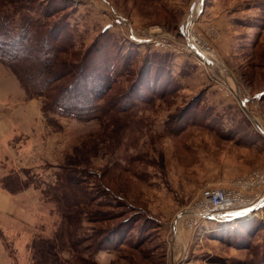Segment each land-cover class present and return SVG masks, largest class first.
<instances>
[{
  "label": "rangeland",
  "instance_id": "374dc122",
  "mask_svg": "<svg viewBox=\"0 0 264 264\" xmlns=\"http://www.w3.org/2000/svg\"><path fill=\"white\" fill-rule=\"evenodd\" d=\"M0 4L13 38L27 22L34 30L68 28L63 57L73 63L106 31L101 41L109 45L89 60L103 61L115 80L106 101L132 96L86 121L38 98L46 121L40 135L16 171L0 162L10 171L6 183L23 180L44 193L34 264H264V201L241 217L219 214L193 227L180 216L207 186L236 189L248 201L264 198V0ZM52 9L59 11L48 17ZM190 15L188 40L182 27ZM190 42L220 63L199 61L187 50ZM69 190L79 208L72 225L55 201L68 205ZM118 227L133 239L114 254L96 251L103 233ZM50 245L57 258L47 253Z\"/></svg>",
  "mask_w": 264,
  "mask_h": 264
},
{
  "label": "trees",
  "instance_id": "16d2710c",
  "mask_svg": "<svg viewBox=\"0 0 264 264\" xmlns=\"http://www.w3.org/2000/svg\"><path fill=\"white\" fill-rule=\"evenodd\" d=\"M57 11L59 9H52L46 15L49 17V14ZM67 29L65 26L62 25L61 27L57 24L51 27L42 26L40 30H34V25L27 22L20 35L13 38L9 35L6 17L1 11L0 4V62L16 76L28 97L45 98L46 106L60 109L65 116L86 121L98 117L100 112L106 110L107 105L111 107L115 103L119 106L125 104L132 96L123 95L124 99L121 97L118 102H116L117 100L106 101V90L114 85L115 80L111 76L109 67L103 61L100 60L97 64L95 61L89 60V56L93 52L98 54L101 50L105 51L109 45L107 42L101 41L107 34L106 29L91 46L90 49H93L91 54L83 57L79 63H73L63 57L70 50L68 46L72 38ZM148 75L151 73L149 72ZM147 77L146 79L150 80V77ZM139 79L138 77L135 82L139 83ZM134 83L132 84L133 87ZM143 84L146 85V83ZM132 86L129 90L130 94L132 93ZM102 101H106V103L103 105L101 104ZM5 181L6 178L1 179L0 185L12 194L30 184L21 180L23 184L13 186V182L6 183ZM69 192L71 195L67 197L69 198L67 200L69 201L68 205L63 204L65 201L62 197H58L57 200L54 197V199L60 201L62 208L68 210L63 215V222L72 225L77 221L78 212L75 207L78 208V205L75 202L73 190H69ZM130 232V230L123 232L122 227L104 232V239L101 240L98 249L95 250H120L123 241L125 244L133 239ZM53 252L54 246L50 245L47 253L57 258ZM45 257L46 255H44ZM47 261L48 259H44L38 264H49L45 263ZM56 262L58 261H54V264Z\"/></svg>",
  "mask_w": 264,
  "mask_h": 264
},
{
  "label": "crops",
  "instance_id": "0c3cea01",
  "mask_svg": "<svg viewBox=\"0 0 264 264\" xmlns=\"http://www.w3.org/2000/svg\"><path fill=\"white\" fill-rule=\"evenodd\" d=\"M141 47L144 45L138 48ZM59 119L60 122L67 120ZM45 122L40 99L28 97L16 76L0 62V162L12 168L16 165L18 169V158L26 152L31 140L40 135ZM9 172L0 168V180ZM39 196H42L41 190L32 184L13 194L0 185V264H15L12 256L25 257L26 261L21 264H34L32 246L41 235L38 227L45 226L40 224L45 223L42 222L45 216L41 214L45 208ZM117 251L98 252L114 254Z\"/></svg>",
  "mask_w": 264,
  "mask_h": 264
},
{
  "label": "built area",
  "instance_id": "2783aa9c",
  "mask_svg": "<svg viewBox=\"0 0 264 264\" xmlns=\"http://www.w3.org/2000/svg\"><path fill=\"white\" fill-rule=\"evenodd\" d=\"M182 31H183V27H182ZM153 33H155V31H153ZM182 34L184 35V32ZM186 37L188 40H190L188 36ZM193 44L190 42V46L188 45L187 48L188 51L192 52L194 47L195 49H197L196 45ZM158 45L164 46V43L162 42L159 43L158 41ZM196 56L199 59V61H201L202 63L205 62L204 58L200 57L197 54ZM255 201L246 200L245 197L242 195L241 191H238L233 188H227L223 186H213V187L207 186L201 190L200 196L198 200L193 204V206L187 208L188 210L187 209L185 210V214L183 217L184 219H186L187 222L186 225L188 227H193L195 225L197 226L201 220L214 219L215 215L221 212L230 213L236 211H245V210H249L250 208L256 210L263 205V203L260 202L255 203ZM259 201L263 202L264 198H260ZM251 211H248L247 213Z\"/></svg>",
  "mask_w": 264,
  "mask_h": 264
},
{
  "label": "bare ground",
  "instance_id": "6f19581e",
  "mask_svg": "<svg viewBox=\"0 0 264 264\" xmlns=\"http://www.w3.org/2000/svg\"><path fill=\"white\" fill-rule=\"evenodd\" d=\"M199 6V5H198ZM198 6H197V8H198ZM200 10V9H199ZM200 11H198V13H199ZM193 17H194V15H190L189 17H188V19H187V21L183 24V32L184 33H186L185 35L186 36H188L189 37V32L191 31V29H190V27H191V25L193 24ZM191 37V36H190ZM191 39V38H190ZM192 43V42H191ZM193 44V43H192ZM194 45V44H193ZM198 47V46H197ZM196 47V48H197ZM193 48V47H192ZM192 53L193 54H197V55H199L200 57H202V58H204V60H205V64H211L212 62H216V63H220L217 59H215L214 58V56L213 55H211L210 53H207L205 50L204 51H202V50H200V49H195V47L193 48V50H192ZM198 56V57H199ZM166 153V152H165ZM262 198V197H261ZM257 201H259V200H256L255 201V203L257 202ZM260 203H263V202H261V201H259ZM186 212H189V211H186ZM224 213H226V214H224ZM220 214V215H219ZM219 214H217V215H219V216H221L222 218H224L225 216L227 217V216H231L228 212H221V213H219ZM225 217V218H226Z\"/></svg>",
  "mask_w": 264,
  "mask_h": 264
},
{
  "label": "water",
  "instance_id": "95a60500",
  "mask_svg": "<svg viewBox=\"0 0 264 264\" xmlns=\"http://www.w3.org/2000/svg\"><path fill=\"white\" fill-rule=\"evenodd\" d=\"M251 210H253V208H250L249 210H245V211H236V212H230L229 214L231 215L230 217H241V216H243V215H245L248 211H251ZM185 214V212H183V213H181L180 214V216L182 217V215H184ZM217 215H215V218H217L216 217Z\"/></svg>",
  "mask_w": 264,
  "mask_h": 264
}]
</instances>
